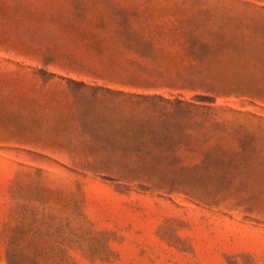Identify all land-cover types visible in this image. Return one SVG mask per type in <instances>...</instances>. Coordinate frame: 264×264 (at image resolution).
<instances>
[{
  "label": "rangeland",
  "instance_id": "obj_1",
  "mask_svg": "<svg viewBox=\"0 0 264 264\" xmlns=\"http://www.w3.org/2000/svg\"><path fill=\"white\" fill-rule=\"evenodd\" d=\"M0 264H264V0H0Z\"/></svg>",
  "mask_w": 264,
  "mask_h": 264
},
{
  "label": "trees",
  "instance_id": "obj_2",
  "mask_svg": "<svg viewBox=\"0 0 264 264\" xmlns=\"http://www.w3.org/2000/svg\"><path fill=\"white\" fill-rule=\"evenodd\" d=\"M142 103H145L143 114L145 119L182 118L192 114L191 105L184 106L182 99L171 100L158 93H131Z\"/></svg>",
  "mask_w": 264,
  "mask_h": 264
}]
</instances>
